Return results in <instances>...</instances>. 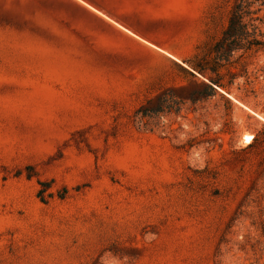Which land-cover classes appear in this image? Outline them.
Here are the masks:
<instances>
[{"label": "rangeland", "instance_id": "374dc122", "mask_svg": "<svg viewBox=\"0 0 264 264\" xmlns=\"http://www.w3.org/2000/svg\"><path fill=\"white\" fill-rule=\"evenodd\" d=\"M238 1L0 0V264H264V48L178 66Z\"/></svg>", "mask_w": 264, "mask_h": 264}, {"label": "trees", "instance_id": "16d2710c", "mask_svg": "<svg viewBox=\"0 0 264 264\" xmlns=\"http://www.w3.org/2000/svg\"><path fill=\"white\" fill-rule=\"evenodd\" d=\"M249 0H239L230 12L228 23L222 36L213 44H208L203 55L195 54L187 60L181 62L180 68L189 76L196 78L197 75L209 77L210 82L205 85V91L200 93H191L189 101L195 103L201 99L215 96L217 88L223 87L217 79L220 77V71L224 67V62H229L233 55L238 51L247 52L253 48H264V41L256 37V28H252L246 21L249 13ZM179 100L173 94L162 95L157 100V106L154 108L147 105L141 106L136 116L140 118L150 117L166 111H173L179 105Z\"/></svg>", "mask_w": 264, "mask_h": 264}, {"label": "bare ground", "instance_id": "6f19581e", "mask_svg": "<svg viewBox=\"0 0 264 264\" xmlns=\"http://www.w3.org/2000/svg\"><path fill=\"white\" fill-rule=\"evenodd\" d=\"M252 139H253V136L252 135H245V140L247 142H250Z\"/></svg>", "mask_w": 264, "mask_h": 264}, {"label": "water", "instance_id": "95a60500", "mask_svg": "<svg viewBox=\"0 0 264 264\" xmlns=\"http://www.w3.org/2000/svg\"><path fill=\"white\" fill-rule=\"evenodd\" d=\"M217 90H219L218 88H217ZM222 93H224V92H222ZM225 94V93H224Z\"/></svg>", "mask_w": 264, "mask_h": 264}]
</instances>
